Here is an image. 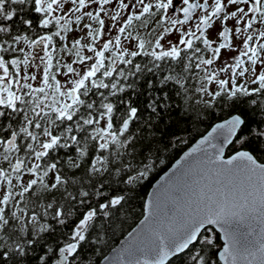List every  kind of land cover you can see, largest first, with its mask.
I'll return each instance as SVG.
<instances>
[{
	"label": "snow or ice",
	"instance_id": "1",
	"mask_svg": "<svg viewBox=\"0 0 264 264\" xmlns=\"http://www.w3.org/2000/svg\"><path fill=\"white\" fill-rule=\"evenodd\" d=\"M170 82L185 118L237 114L163 178L109 264H264V131L246 136L243 110L264 99V0H0V264H83L107 243L184 142L155 95Z\"/></svg>",
	"mask_w": 264,
	"mask_h": 264
},
{
	"label": "trees",
	"instance_id": "2",
	"mask_svg": "<svg viewBox=\"0 0 264 264\" xmlns=\"http://www.w3.org/2000/svg\"><path fill=\"white\" fill-rule=\"evenodd\" d=\"M140 83L143 84V81ZM156 87L159 89L160 85L157 84ZM155 95H167L168 103L173 106L170 118L175 125L170 131L179 134L184 142L178 144L173 142L169 145L167 150L161 151L160 160L162 163L157 164L155 169L149 175L148 179L143 182L142 187L138 189V193L136 194L135 198L125 206L124 214L114 221L113 229L107 236V243L100 245L98 249L95 245L91 248L86 247L84 253L82 254L83 264H90V262L91 264H98L101 258L104 257L108 251L116 245L118 240L140 220L144 214L145 198L152 183L172 164V162L177 157H179V155L189 145H191L197 138L207 132V130L215 122L237 113V110L224 106L222 109L215 110L211 118L205 119L203 122L198 123L190 117H184L182 111L185 106L184 90L180 88L179 85H175L170 82L169 85L163 86V91L157 90ZM134 99L144 101L145 96L142 95L140 97H134ZM243 110H245L250 115V119L252 121V131L251 133L246 134V136L254 137L257 136L259 132L264 131V99L259 97V101L255 104H251L249 102V104ZM161 123L163 124V121H161ZM234 145V147L231 145L228 148L227 155H231L236 150L244 148L243 145L235 142ZM160 147L163 149V145ZM217 235L219 237L218 233ZM220 243L222 244L221 240ZM10 245L11 241H8L4 247H8ZM213 259L218 260V257H213ZM185 262L186 264H192L191 260L187 256H185ZM219 264L221 263L219 262Z\"/></svg>",
	"mask_w": 264,
	"mask_h": 264
},
{
	"label": "water",
	"instance_id": "3",
	"mask_svg": "<svg viewBox=\"0 0 264 264\" xmlns=\"http://www.w3.org/2000/svg\"><path fill=\"white\" fill-rule=\"evenodd\" d=\"M237 114V113H235ZM234 115V114H232ZM231 117L228 116L227 118H224L222 120H219L217 122H215L208 130L207 132H205L202 136H200L199 138H197L191 145H189L180 155L179 157H177L173 162L172 164L152 183L147 195H146V198H145V202L147 201V199L149 198V196L151 195V193L156 189V187L161 184L163 182V178L167 175H170L172 170L175 168V166L177 165V163L179 161H181V159L184 157L185 153L189 152L191 148H193L197 143L198 141L204 136L206 135L209 131H211V128L216 124V123H220V122H223L224 120L226 119H229ZM235 142V141H234ZM231 145L228 146V148L230 147ZM228 148L225 149V158H228L230 155H227V150ZM238 150H241V149H238ZM235 154L232 153L231 155ZM145 202H144V214L143 216L140 218V220L123 236L121 237L118 242L116 243V245L114 247H112L108 253L101 258V260L98 262V264H109V261H111L113 259V257L115 256L116 252L119 251L124 245L125 243L127 242V240L129 239V233L130 232H133L134 230H136L138 228V226L140 225V222L141 220H143L144 218V215H145ZM218 234H219V237H220V240L221 242L223 243V233L219 232L218 229L215 230ZM218 257V256H217ZM221 264H223L222 261H220Z\"/></svg>",
	"mask_w": 264,
	"mask_h": 264
},
{
	"label": "flooded vegetation",
	"instance_id": "4",
	"mask_svg": "<svg viewBox=\"0 0 264 264\" xmlns=\"http://www.w3.org/2000/svg\"><path fill=\"white\" fill-rule=\"evenodd\" d=\"M255 99H256V102H258V101H259V97H256Z\"/></svg>",
	"mask_w": 264,
	"mask_h": 264
}]
</instances>
